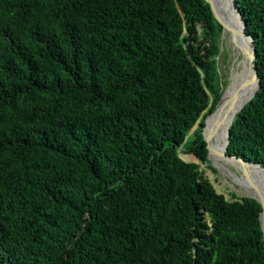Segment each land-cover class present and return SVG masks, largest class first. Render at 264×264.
<instances>
[{"label":"trees","instance_id":"16d2710c","mask_svg":"<svg viewBox=\"0 0 264 264\" xmlns=\"http://www.w3.org/2000/svg\"><path fill=\"white\" fill-rule=\"evenodd\" d=\"M234 1L259 88L225 153L264 169V0ZM220 30L204 0H0V264H264L256 201L178 156L206 161Z\"/></svg>","mask_w":264,"mask_h":264},{"label":"water","instance_id":"95a60500","mask_svg":"<svg viewBox=\"0 0 264 264\" xmlns=\"http://www.w3.org/2000/svg\"><path fill=\"white\" fill-rule=\"evenodd\" d=\"M226 1L228 2V6H229L228 8L232 12L231 15L233 16V18L236 19L235 23H230V22L224 20V18L220 14V12H219L220 0H204V2L206 4H208V6H209V9H210V12L212 14L213 19L220 26L221 30H220V36H219L218 40H222L225 35L231 39L233 45L236 47V49L239 53L238 54L239 62H240V64H242L240 71L242 70V68L244 66H246L247 73H245L243 76H241L244 79V80H242V82L240 80V81L231 85L230 74H231V69H232L231 65H232L233 60L230 61L229 68H228L227 83H226V86L223 90L221 98H220L219 102L216 104L213 112L204 118V121H203L204 126L201 129V136H202V140L205 143V149H206V161L209 160V152H210L208 137L205 134L206 121H207L208 117H210L211 115H214V113L222 107H225L227 109L226 110V112H227L228 111V105H227L228 102H230V100L234 96H236L239 91H241L242 89H245L246 94H245L243 100L238 104V106L229 110L228 114L225 115L226 116V123H227L225 140H224V144H223V149L219 155H220V157H222L223 159H226L227 161L231 162L234 165L236 164L237 166H242L244 168L252 166V167L256 168L260 173H264V169H262L258 164L246 162L243 159L237 158L235 156H228L225 153L226 147L229 143L228 129H229V127H230V125L234 119L235 114H237L243 108V106L245 104H247L254 97V95L256 94V92L259 88V78H258V75H257L256 70L254 68L255 55H254V48H253V44H252V38L250 36L246 35L244 32V24L241 21L238 9L235 5V1L234 0H226ZM242 42H245V43L242 44ZM224 45H225V42H224ZM228 58H230V54L228 55ZM237 80H239V78ZM231 88H232L233 92L231 93L230 97L227 98L228 97V96H226L227 91L230 90ZM178 156L184 162L194 163L192 161L190 162V161H186L185 159H183L180 156L179 152H178ZM194 158H196V157H194ZM194 164H196V163H194ZM252 189L256 192L257 197L242 196L241 198L253 199L259 205L260 211L258 213V222H259V226H260V230H261V234H262V239H263V243H264V200L258 199V197L261 196L262 191L258 188L256 183H254L252 185Z\"/></svg>","mask_w":264,"mask_h":264},{"label":"bare ground","instance_id":"6f19581e","mask_svg":"<svg viewBox=\"0 0 264 264\" xmlns=\"http://www.w3.org/2000/svg\"><path fill=\"white\" fill-rule=\"evenodd\" d=\"M228 2L226 0H220L219 12L224 18V20L235 23V18L231 15V10L228 8ZM225 42V47L229 51L230 54V61H232L231 65V85L240 81L242 82L243 76L247 73V68L244 66L240 71L241 65L239 62L238 51L236 47L233 45L231 39L226 35L223 37L222 41ZM245 42H242L244 44ZM235 58V59H234ZM239 78V80H237ZM233 92L232 88L227 91V98L230 97L231 93ZM246 90L242 89L234 96L230 102H228V111L232 108L238 106V104L243 100ZM226 108L222 107L218 109L214 115L208 117L206 121V129L205 134L208 137L209 142V162L210 165L216 168L221 174H225L226 172L229 173L228 167H234L239 173L240 177L233 174V181L235 184L239 185L241 190L240 193L246 197H257L256 192L252 189V185L256 183L258 188L262 191V194L258 199L264 200V173H260L256 168L249 166V167H242L237 166L236 164H232L231 162L227 161L220 157V153L223 149V144L225 140V133H226ZM226 112V113H225ZM226 175V174H225ZM220 176V175H219ZM222 176V175H221ZM231 176V175H230ZM224 179V178H223ZM224 181V180H223ZM254 182V183H253ZM239 189V188H238ZM238 192V191H237Z\"/></svg>","mask_w":264,"mask_h":264},{"label":"rangeland","instance_id":"374dc122","mask_svg":"<svg viewBox=\"0 0 264 264\" xmlns=\"http://www.w3.org/2000/svg\"><path fill=\"white\" fill-rule=\"evenodd\" d=\"M218 45H219V56H218L219 58H217L218 74L222 77V80H226V82H227L228 68H229V63H230V58H228L229 51L224 46V41L218 40ZM224 57H226V59H224ZM195 128H196V125L193 128V130ZM179 153H180V156L182 158H183V156H193L191 154L183 155V154H181V152H179ZM193 162L198 164V166H199L198 170H199L202 178L208 179L209 182L214 187V189L216 190V192L219 194H222L225 197V199H227V200H238L239 198H241L243 196L240 193V190H241L240 186L235 184L233 181V177H232L233 174L240 177V173L235 168L228 167L229 173L226 172L225 173L226 175L225 174L223 175L217 169L212 167L210 165L209 161H205V163H200L196 159Z\"/></svg>","mask_w":264,"mask_h":264}]
</instances>
